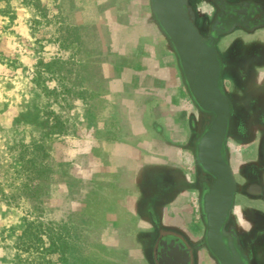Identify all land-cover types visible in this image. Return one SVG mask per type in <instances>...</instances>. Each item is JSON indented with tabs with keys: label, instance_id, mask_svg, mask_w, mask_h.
<instances>
[{
	"label": "rangeland",
	"instance_id": "374dc122",
	"mask_svg": "<svg viewBox=\"0 0 264 264\" xmlns=\"http://www.w3.org/2000/svg\"><path fill=\"white\" fill-rule=\"evenodd\" d=\"M227 40L253 62L229 61L239 167L264 130V28ZM207 123L150 0H0V264L39 261L42 222L80 235L77 264H161L172 237L190 249L186 264H218L193 175ZM26 230L38 235L28 252Z\"/></svg>",
	"mask_w": 264,
	"mask_h": 264
},
{
	"label": "water",
	"instance_id": "95a60500",
	"mask_svg": "<svg viewBox=\"0 0 264 264\" xmlns=\"http://www.w3.org/2000/svg\"><path fill=\"white\" fill-rule=\"evenodd\" d=\"M150 9L154 22L176 57L187 92L208 119L195 146V159L212 177L201 192L204 246L218 264H244L224 242L223 236L228 232L222 231L234 200L236 184L230 164L223 155L231 106L221 88V55L191 21L188 0H150Z\"/></svg>",
	"mask_w": 264,
	"mask_h": 264
},
{
	"label": "flooded vegetation",
	"instance_id": "af4514ba",
	"mask_svg": "<svg viewBox=\"0 0 264 264\" xmlns=\"http://www.w3.org/2000/svg\"><path fill=\"white\" fill-rule=\"evenodd\" d=\"M199 1L188 0L189 7L192 10L190 18L199 33L206 36L209 43L213 44L221 55L223 69L221 88L227 95L231 106L223 155L233 171L236 189L231 210L222 227V231L228 232V235L223 236V240L231 252L237 254L244 264H264L263 259L257 258L255 253L257 236L264 240V212L262 213L260 210L264 208V130L259 138L253 140L247 146L245 144L246 147H241L244 151L241 152L243 156L239 157V167L235 166V159L237 158L235 155L238 154L235 151V142L230 138L235 104V94L231 93V89L234 86L233 81L235 78L229 61L235 58V60L243 62L246 66H250L253 62L252 57L247 58L246 54L232 53L231 47L227 44V38L235 31L252 34L257 29L264 28V7L256 0H205L210 5V11L202 14L196 9ZM239 3L242 4L239 5ZM227 71L229 74H227ZM259 72L264 71L259 70ZM198 135L193 143L192 157L194 163L193 175L196 181L195 189L198 193V205L201 213V192L205 191L212 177L195 159V146ZM244 208L255 211L257 215L255 222H251L249 216L243 213L242 209ZM201 215L204 221L203 214L201 213ZM189 251L190 249L184 247L177 237H172L169 240L163 239L160 241L159 259L161 264H186Z\"/></svg>",
	"mask_w": 264,
	"mask_h": 264
},
{
	"label": "trees",
	"instance_id": "16d2710c",
	"mask_svg": "<svg viewBox=\"0 0 264 264\" xmlns=\"http://www.w3.org/2000/svg\"><path fill=\"white\" fill-rule=\"evenodd\" d=\"M40 225L43 226L40 234L45 236L48 243L43 247L44 251L41 252L40 260L28 264H77L75 258L83 252L80 248V235L78 233L72 235L68 228H58L52 222H42ZM37 236H34V239H37ZM19 239L20 243H28L25 247H21L22 251L25 252L30 250L31 244H36L35 240L30 237L28 230L24 231ZM22 262L23 260L20 259L19 263L16 264H23Z\"/></svg>",
	"mask_w": 264,
	"mask_h": 264
}]
</instances>
